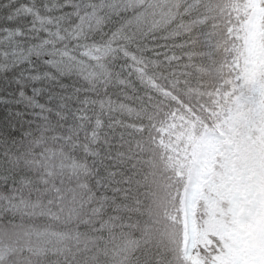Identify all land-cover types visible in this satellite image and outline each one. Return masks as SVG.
I'll use <instances>...</instances> for the list:
<instances>
[{
    "label": "snow or ice",
    "instance_id": "1",
    "mask_svg": "<svg viewBox=\"0 0 264 264\" xmlns=\"http://www.w3.org/2000/svg\"><path fill=\"white\" fill-rule=\"evenodd\" d=\"M0 13V264H264V0Z\"/></svg>",
    "mask_w": 264,
    "mask_h": 264
},
{
    "label": "trees",
    "instance_id": "2",
    "mask_svg": "<svg viewBox=\"0 0 264 264\" xmlns=\"http://www.w3.org/2000/svg\"><path fill=\"white\" fill-rule=\"evenodd\" d=\"M7 10H4V12H6ZM3 15V13H0V16H2ZM0 23H3V21L2 20H0Z\"/></svg>",
    "mask_w": 264,
    "mask_h": 264
}]
</instances>
